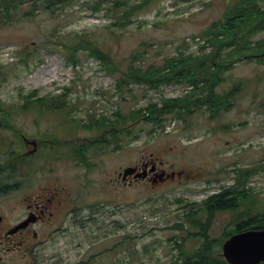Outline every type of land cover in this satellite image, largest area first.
I'll use <instances>...</instances> for the list:
<instances>
[{
    "label": "rangeland",
    "instance_id": "374dc122",
    "mask_svg": "<svg viewBox=\"0 0 264 264\" xmlns=\"http://www.w3.org/2000/svg\"><path fill=\"white\" fill-rule=\"evenodd\" d=\"M106 1L101 9L95 10L87 0H67L54 13L39 9L31 17L24 16L31 9V3H25L12 20L0 13V67L5 74L0 75V117L1 110L9 112L7 119L14 126L0 130L1 150L6 148L7 141L18 149L21 139H34L40 134L44 139L49 132L52 140L68 139L71 128L76 127L73 118L88 122L91 115H105L114 119L117 111L129 113L149 102L160 103L161 95L166 99L180 97L188 88L173 85L162 87L156 93L135 86L131 94L122 96L116 89V79L102 71L99 62L85 60L87 57L83 55L81 66L75 69L67 66L62 47L55 45L65 42L64 37L87 34L111 53L121 68L138 50L144 53L142 65L160 67L180 51L199 53L200 47L206 44L204 33L213 23L225 19L236 0L156 1L133 17V22L124 29L109 28L114 18L107 14L110 0ZM251 40L264 42V31ZM210 51L211 47L207 49ZM26 54L33 55L29 64L23 62ZM228 76L217 91L228 94L237 82L242 83V90L233 107L221 112L218 122L210 121L209 115L202 113H196L187 123L171 116L162 131L139 121L134 130L144 127V131L138 139L129 137L125 141L126 166L145 151L153 153L154 158H161L162 151L172 154L175 151L168 160L175 162L179 169L198 174L199 181L164 188L149 187L144 182L126 187L124 207L115 218L123 228L115 226L108 236L98 237L104 238L103 244L111 250L109 257L104 256L106 263L29 264H172L179 261L178 252L169 242L174 231L168 227L179 219L183 212L181 205L202 203L209 195L234 185L237 169L255 170L245 188L259 198L258 206L252 210L264 209V63L257 58L241 60ZM34 91L39 97L66 94L73 106L72 112L68 108L46 110L43 114L34 108L23 111L24 97ZM76 132L81 139L89 137L84 129L76 128ZM236 215V212L219 213L212 226V236L220 238ZM121 238H124V247L118 253ZM71 239L74 237L66 239L68 243L61 240L62 256L75 262L83 252L74 250L76 241ZM193 246V242L187 243V247ZM96 247L94 244L86 253L96 254L100 251ZM54 248L50 253L58 248V243Z\"/></svg>",
    "mask_w": 264,
    "mask_h": 264
},
{
    "label": "trees",
    "instance_id": "16d2710c",
    "mask_svg": "<svg viewBox=\"0 0 264 264\" xmlns=\"http://www.w3.org/2000/svg\"><path fill=\"white\" fill-rule=\"evenodd\" d=\"M156 1L160 0H110L107 14L114 21L109 28H126L133 22V17ZM66 2L67 0H0V13L12 20L25 3H31V9L24 12L25 17H31L39 9L54 13ZM106 2L87 0V4L95 10L101 9ZM263 31L264 0H236L227 11L225 19L213 23L204 33L206 44L200 47L199 53L187 54L180 51L167 58L160 67L142 65L144 53L138 50L132 54L127 65L121 68L111 53L106 52L87 34H76L70 39L64 37L65 42L55 45L62 47L67 66L74 69L81 66L83 55L87 57L85 60L99 62L101 70L116 79V89L122 96L131 94L135 86L145 88L146 92L156 93H160L164 85L193 87L180 97L166 99L161 95L160 103L149 102L129 113L117 111L114 119L105 115H91L88 122L74 118L72 121L77 129L96 133L124 132L126 138L132 137L134 140L144 131V127L134 130L139 121L164 131L171 116L187 123L196 113H202L209 115L210 121L216 123L222 111L233 107L235 98L242 90V83L237 82L228 94L217 91L229 78V72L244 59L253 61L257 58L264 63V57L261 56L264 55V42L255 43L251 40ZM209 47L211 51L207 52ZM32 57L33 55L26 54L23 62L29 64ZM0 75L5 76L2 67ZM24 99L25 103L21 107L23 111L34 108L43 114L46 110L73 108L68 103L66 94L39 97L38 92L34 91ZM0 104L2 105L1 100ZM9 114L1 110L0 130L14 128L7 119ZM19 153L14 148L13 155L18 156ZM253 174L254 169H237L234 185L209 195L202 203L187 202L181 205L183 212L179 219L168 227L174 231L169 242L171 248L178 252L177 258L180 261L176 260L172 264H228L222 255V246L226 240L240 232L264 230V209L252 210L259 198L251 189L245 188L247 180ZM246 206L248 209H244ZM225 211L236 212L237 215L224 229L221 237L214 238L211 234L212 226L217 215ZM188 242H193L194 246L187 247Z\"/></svg>",
    "mask_w": 264,
    "mask_h": 264
},
{
    "label": "flooded vegetation",
    "instance_id": "af4514ba",
    "mask_svg": "<svg viewBox=\"0 0 264 264\" xmlns=\"http://www.w3.org/2000/svg\"><path fill=\"white\" fill-rule=\"evenodd\" d=\"M76 128L68 139L52 140L51 132L44 139L25 137L18 156L8 141L0 149V264L106 263L111 250L98 237L123 228L115 218L126 187L186 186L201 178L168 160L175 151H162L161 158L145 151L126 166L124 132L85 130L89 137L81 139ZM68 237L83 252L75 262L62 256L61 240ZM94 244L100 251L86 253ZM118 246L119 253L124 238Z\"/></svg>",
    "mask_w": 264,
    "mask_h": 264
},
{
    "label": "water",
    "instance_id": "95a60500",
    "mask_svg": "<svg viewBox=\"0 0 264 264\" xmlns=\"http://www.w3.org/2000/svg\"><path fill=\"white\" fill-rule=\"evenodd\" d=\"M222 255L228 264H264V230L232 235L223 244Z\"/></svg>",
    "mask_w": 264,
    "mask_h": 264
}]
</instances>
